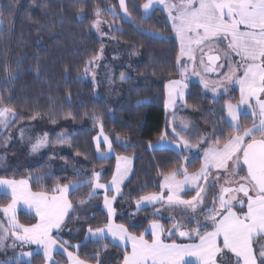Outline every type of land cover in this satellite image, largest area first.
Masks as SVG:
<instances>
[{
  "label": "trees",
  "instance_id": "1",
  "mask_svg": "<svg viewBox=\"0 0 264 264\" xmlns=\"http://www.w3.org/2000/svg\"><path fill=\"white\" fill-rule=\"evenodd\" d=\"M126 1L133 21L116 17L119 27L112 34L127 44L132 70L119 81L121 96L110 102L99 96L95 82L85 73L103 47L93 23L119 0H0V106L16 113L10 125L0 130V177L26 179L34 191L47 193H57V186L86 179L67 193L73 207L60 226L65 246L92 264H122L128 251L107 238H87L89 228L109 223L104 196L96 193L90 198L89 194L95 172L101 170L104 181L113 176L116 155L134 158L133 172L124 183L125 197L117 202L116 221L140 235L149 223L159 220L165 226V240L198 239L169 235L171 221L155 215L151 206L136 209L141 197L161 190L164 175L183 164L195 171L202 157L149 146L166 131L165 88L167 81L179 74V40L160 9L145 16V0ZM186 104L205 132L215 130L217 141L225 142L237 133L226 119L222 101H213L199 83L190 87ZM98 122L115 152L111 157L98 155ZM20 126L26 133H14L10 139L9 130ZM44 131L52 140L50 151L40 156L31 154V144ZM37 176L42 178L37 181ZM10 200L9 195H0V207ZM18 219L25 225L38 221L34 213L24 209ZM184 226L193 229L194 224ZM229 258L231 254L224 251L219 262L228 264ZM31 261L46 264L47 259L36 253ZM53 261L66 264L67 260L56 252Z\"/></svg>",
  "mask_w": 264,
  "mask_h": 264
},
{
  "label": "snow or ice",
  "instance_id": "2",
  "mask_svg": "<svg viewBox=\"0 0 264 264\" xmlns=\"http://www.w3.org/2000/svg\"><path fill=\"white\" fill-rule=\"evenodd\" d=\"M119 2L121 6H124L125 0H119ZM163 2L164 0H149V3L143 7L148 10L153 7L154 3L162 4ZM168 8L173 26L181 39L182 51L185 40L189 45H202L205 42L211 44L213 40L220 42L226 40L229 52L240 56L243 68V75L238 81L241 103L247 104L250 98H256L261 118L258 125L253 124L251 128L243 127L238 122L237 109L229 104V116L231 121H236L234 127L237 129V134L233 135L222 147L217 146L209 149L205 153L204 166L191 177L185 168L179 169L185 176L183 181L176 179V171L166 175L162 187L170 190L167 203L170 206L184 205L195 210L197 203H202L200 192H203L204 189L201 188L196 197L191 200L181 199L178 193L181 186L189 179L193 183L199 178L207 180L209 165L227 172L229 162H232L236 167L243 164L247 166V175L240 177L243 183H239L237 188L222 189L218 197L219 208L213 201L212 207L206 210L208 214L203 222L193 218L197 228L191 232H179L180 236L198 237L199 243L197 244L165 243L161 239L164 228L155 221L151 224L150 229L146 230L150 231L153 237L151 241L145 239L143 234L140 236L131 235L123 225H114L111 222L106 228H98L95 232L89 228V237L104 239L110 233L117 246L126 244L130 240L131 252H126L124 264H185V258L189 256L197 257L199 264H217V255L225 249L235 254L236 264H264V246L253 248V240L264 236V101L259 100V94L264 93V0H179V3L170 4ZM172 10L176 11V16H171ZM125 12H127L126 7ZM98 25L99 21L94 22V26L98 27ZM218 59L219 56H208V60L212 62ZM121 79H124L123 74H121ZM181 84V81L170 82L169 107H172L174 103L173 89L179 88ZM178 95H183L182 90L178 92ZM9 115H16L14 109L0 108V124H5L6 117ZM172 131L175 133V128ZM256 134H259L261 138L256 139ZM176 135L183 140L182 137H179V133ZM165 138V136L161 137L162 140ZM246 138L249 139L246 141ZM96 139L97 146H99L100 137ZM103 139L108 143L110 150L109 153L102 154L107 158L112 154L111 142L106 136ZM46 143L47 134L32 145V151H37ZM149 146L155 147L152 144ZM181 146L196 147V145L189 146L187 141H183ZM116 159L117 175L113 176L111 185L106 186L97 182L95 185L97 189L111 190L114 186L115 191L120 193L119 183L129 170L130 160L128 157L121 156H117ZM232 175L239 176V172L234 171ZM95 176L98 180L99 173H96ZM41 178L37 176L36 179L39 181ZM79 186L80 184H74L72 187ZM54 191L59 194L48 195L44 192H33L27 180L0 179V195H10L12 198L11 203L3 208L9 227L5 228L4 222L0 221V247L4 246L5 240L10 234L16 241L37 245V253L42 250L44 256L52 261V252L62 249V246L58 245L51 233L54 229L60 228L69 209L73 207L67 199L69 186H57ZM235 192H242L247 198V211L243 216L232 210V200H236V197L234 195L230 199L224 197V193ZM95 194V190H93L89 194L90 198ZM112 200H115V197H112ZM112 200L105 196L104 204L108 208L110 216L114 212L111 207ZM141 200L164 202L163 196L155 193L141 197ZM141 200L137 201V205ZM237 203L244 204L245 201L239 200ZM20 204L26 206L28 210H34L39 216V223L28 227L20 224L15 215ZM208 221L211 223L209 224ZM173 227L179 229L181 225L177 223ZM208 227H211L212 231H205L201 235L200 233ZM172 234L169 233V235ZM32 255L31 252H21L18 257H14L8 262H0V264H32V261L27 259ZM68 256L72 259L73 264H85V261L73 256L72 253H68ZM52 264H58V262L52 261ZM188 264H193V262L189 261Z\"/></svg>",
  "mask_w": 264,
  "mask_h": 264
},
{
  "label": "rangeland",
  "instance_id": "3",
  "mask_svg": "<svg viewBox=\"0 0 264 264\" xmlns=\"http://www.w3.org/2000/svg\"><path fill=\"white\" fill-rule=\"evenodd\" d=\"M149 3V0H145L143 6L145 4ZM173 3H179V0H164L162 4H155L152 8L145 10L143 7V14L145 16L151 14L154 10L160 9L164 14L166 19L173 24V20L170 18L169 8L168 5ZM125 7L127 8V1L125 0L124 6L119 4L116 5H110L106 9V13L103 15H98L94 22L99 21L98 27L94 26L93 28L96 31L97 35L100 37V39L103 42V47L99 55L91 62V66L88 68V71L85 73V76L87 78L92 79L96 84V90L99 96L111 101L117 100L122 93L120 80L121 74L124 75V78L129 76V73L132 70L131 65V53L129 52V49L127 47V44L123 45L118 41L115 36L112 34V30L115 28H118L119 26L116 24L118 22V19L116 17L121 16L125 20L133 21L132 15L128 12H125ZM130 14V15H129ZM177 13L175 10H172L171 16H176ZM176 35V34H175ZM178 38L180 39V36L178 35ZM193 39L195 37L193 36ZM218 40H213L211 45H216ZM220 42V41H219ZM222 45V53L223 58L222 60L216 64L212 65L208 62V60H204L201 56V49L208 45L207 42H205L202 45H196L191 44L189 45L187 40L183 43V51H182V43L181 39L179 41V54H178V68H179V74L177 76L171 77L167 83L165 88V106L167 111V123H166V131L162 136H165V139H158L156 141L151 142L150 144L155 145V147H150L151 149L154 148H171L174 149L177 152H180L181 154H184L186 157L190 156L191 158L193 156H201L202 157V164L201 166L195 170V171H189L186 168V165L183 164L180 167L176 169L177 175L176 179L183 181L185 180V176L182 172L179 171L181 168L187 169V173L189 177H191L193 174L200 171V169L204 166L205 162V153L209 151V149L213 147H222L225 142L217 141L214 137L215 133L211 130V132H205L197 123L196 116L194 114L193 109L186 104V97L189 93V89L193 84L199 83L202 87V90L206 93H208L213 101L219 102L222 101V106L226 110V119L230 125L234 127L236 121H231V118L229 116L228 112V105H233L238 113H239V124H241L243 127L251 128L253 124H259L260 122V110L259 105L256 102V98H250L247 104L241 103V92H240V86H239V79L243 75V68L241 66V58L238 55L232 54L229 52L227 48V41L220 42ZM128 49V50H127ZM191 49V51H189ZM204 54V52H203ZM207 57V56H204ZM230 57V59H229ZM125 68V69H121ZM231 77V79H229ZM171 81H181L182 84L179 88H174L172 95L174 97V103L172 107H169V85ZM186 85V87H185ZM207 85V86H205ZM215 89V91H213ZM183 92V95H178V92ZM226 90V91H225ZM259 100L264 101V93L259 94ZM0 108H6L4 106H0ZM14 116H7L5 124H0V130L6 129L10 123L13 121ZM101 119V118H100ZM252 119L251 122H248V120ZM245 123L248 124H244ZM101 123V121H99ZM99 124V131L97 133V137H100V142L98 147V155L100 157H104L102 154L109 153V147L108 143L104 141L103 137H107L108 141H110L109 136L104 132L102 125ZM97 124V125H98ZM175 128L176 132L174 133L172 129ZM236 129V127H234ZM13 129V128H12ZM12 129L9 130V137L15 134H25L26 129L22 126L18 127L14 131ZM12 130V131H11ZM237 130V129H236ZM176 133H179V137H182L183 140L179 139L176 135ZM47 134V143L40 147L37 151H32V145L37 142V140L44 137V135ZM235 133L234 135H236ZM242 134V133H241ZM161 136V137H162ZM257 138H261L259 134H256ZM249 138H246V141ZM183 141H187L188 145H196V147H182ZM52 140L50 139V136L46 131L41 133V135L31 144V154L40 156L43 151L46 150L50 151V144ZM149 144V145H150ZM96 145H97V139H96ZM102 147V148H101ZM111 152L112 154L108 157H111L112 155H115V152L111 145ZM121 157H128L130 160V163L128 165V172L124 176V178L119 183L120 193H117L115 191V187L113 186L111 190H108L106 188H100L97 189L95 187L96 183L103 185H111L113 176L117 175V159H116V166L114 170L113 176L109 180H102L100 178L102 171H97L96 173H99L98 180L96 176L94 175L93 179L91 180L93 182V187L91 192L95 190V193H100L104 196H107L109 200H112V197H115V200H112L111 207L114 209L113 214L110 216L108 212V208L104 207L109 215V223L111 222L114 225H122L121 223H118L116 221L117 217V202L121 197H125L124 193V183L125 181L130 177V175L133 172V161L134 158L132 155H116ZM234 171L239 172V176H233L232 173ZM247 175L245 167L243 164H241L239 167H236L232 164V162H229L228 171L225 172L223 169H217L213 165H209L207 169V180H204L203 178H199L196 180L195 183L191 181V179L188 180L187 183L183 184L181 186V190L179 191L178 195L183 200H191L193 197H196L197 192L200 191L201 188L204 189L203 192H200V196L202 197V203H197V207L195 210H192L191 208H188L184 205H168L167 203V197L170 194V190L168 188L162 187V185L165 183L164 175L160 179V189L159 191L155 192H149L145 196H148L150 194H160L164 198V202L160 201H152V202H146L142 201L139 205H136V209H139L143 206H151L153 208V213L155 215H159L165 218H168L171 221V232L173 234L179 235L180 231H186L187 227L184 225H190L194 224L193 229L197 228V224L193 222V218L195 220L204 221L207 213V209L211 208L213 205V201H215L216 207L219 208V195L221 194V191L223 188H237L239 186V183H243V181L240 180V177ZM86 182V179L84 180H76L72 183L66 184L69 186V191L74 189L72 186L74 184H83ZM65 186V185H64ZM63 187V186H61ZM68 191V192H69ZM252 193L250 192V195ZM236 197V200H232V207H238V208H244L247 205V198L244 197V194L242 192H235V193H224L225 199H230L232 196ZM199 199V198H198ZM244 200V204H239L237 201ZM19 209V205L16 210ZM0 221L4 222V227L8 228L9 225L7 223V215L3 212V208L0 209ZM108 223V224H109ZM179 223L181 227L179 229H175L173 226L175 224ZM210 224L211 222L208 221ZM107 224V225H108ZM192 229V230H193ZM96 230V229H95ZM93 230V232H95ZM172 234V235H173ZM52 237L57 238L58 245H65L67 242L64 240V231L60 228L54 229L51 233ZM180 236V235H179ZM9 238L14 239L10 234L8 238L5 240L4 246L0 247V256H6V254L14 248L19 249V253L24 252L28 253L31 252L34 254L37 253V245L35 244H28L23 243L20 241L9 240ZM87 238L89 237V232L87 233ZM59 239H61L63 242H61ZM13 244H15V247H13ZM59 250V249H58ZM57 251V250H54ZM52 252V255L54 253ZM40 254H43L42 250L39 252ZM19 256V255H18ZM17 256V257H18ZM45 257V256H44ZM32 256L27 258L31 260ZM46 258V257H45ZM47 259V258H46ZM52 261H49L47 259L46 264H51Z\"/></svg>",
  "mask_w": 264,
  "mask_h": 264
},
{
  "label": "crops",
  "instance_id": "4",
  "mask_svg": "<svg viewBox=\"0 0 264 264\" xmlns=\"http://www.w3.org/2000/svg\"><path fill=\"white\" fill-rule=\"evenodd\" d=\"M172 27H173V29H174V32H175L177 38H178V34H177V32H176V30H175L173 24H172ZM178 40L180 41L179 38H178ZM216 43H218V44H216V45L208 44V45H206L205 47H203V49H201V50H202V51H201V56L203 57V59H204L205 61L207 60V57H208L209 55H212V54H217V55L219 56V60H218L217 64L222 60V58H223V53H222V49H221V48H222V45H221V43L219 42V40L216 41ZM203 52H204V54H203ZM204 56H207V57H204ZM0 179H8V178L0 177ZM9 180L20 181V180H26V179H9ZM27 181H28V180H27ZM28 185H29V187L31 188L29 181H28ZM31 190H32L33 192H40V191H34L32 188H31ZM44 193H46V194H48V195H58V194H59V193H47V192H44ZM9 196H10V195H9ZM10 197H11V196H10ZM67 199L69 200L68 195H67ZM11 200H12V198H11ZM11 200H10L7 204H5L4 206H1V207H2V208L6 207L9 203H11ZM69 201H70V200H69ZM1 207H0V209H1ZM23 209L26 210V211H28V212H30V213H34V214L38 217V221H37L36 223H34V224L39 223V216L34 212V210H28L26 206H24L23 204H20V205H19V209L16 210V212H15L16 219L18 220V222H19L20 224H22V225H24V226H26V227L31 226V225H34V224H31V225H25V224H23V223H21V222L19 221V219H18V213H19L21 210H23ZM69 210H70V209H69ZM232 210H233L234 212H236L238 215L243 216V214L247 211V205H246L244 208L232 207ZM68 212H69V211H68ZM218 218H219V217H218ZM153 222H154V221H152L151 223H149V225H148V227H147V230L150 229V226H151V224H152ZM155 222H157V223H159L160 225H162L163 228H164V232H165V226L163 225V223H162L161 221H159V220H157V221H155ZM61 224H62V223H61ZM106 227H107V225L104 226V227H102V228H106ZM124 227H125V226H124ZM94 230H95V229H94ZM191 230H192V228H189V227H187V229H186V231H190V232H191ZM17 231H19V230H17ZM208 231H212V229H210V230H208ZM128 232H129V231H128ZM164 232H163V234H162V236H161V239H163L165 243H176V244H197V243H199V239L194 240V241L165 240V239H164ZM129 233H130L131 235H134V236H140V235H142V234H140V235H136V234H133V233H131V232H129ZM147 234H149L151 237L148 238V237H147ZM203 234H204V233H203ZM203 234H202V235H203ZM143 235L145 236V239H147V240H149V241H151V240L153 239L152 235L150 234V231H146ZM105 238H107V239H109V240H111V241L113 242V239H112L110 233L107 234V236H106ZM105 238H104V239H105ZM54 239L57 240V238L55 237V235H54ZM93 239H96V238H93ZM9 240L12 241V240H14V239L9 238ZM220 240L222 241V237L220 238ZM57 241H58V240H57ZM218 242H220V241H218ZM14 243H15V240H14ZM113 243H115V242H113ZM115 244H117V243H115ZM120 246L123 247V248H127V249H128L127 253H130V252H131V241H130V240H128V241L126 242V244H121ZM220 246H221V248H223L222 243H220ZM258 246H264V236L257 237L256 239L253 240V248L256 249ZM224 251L229 252V251L226 250V249H225ZM224 251H223V252H224ZM56 252H60V253L64 254V256L66 257V260H67V261H66V264H73L72 259L68 256V253H72L73 256L78 257L80 260H82V259H81V258L75 253V252L69 250L65 245H63L62 249H59V250L57 249V251H54V253H53V255H52V261H53V259H54V254H55ZM223 252H222V253H223ZM222 253H221V254H222ZM229 253H230V252H229ZM19 254H20V253H19V249H18V248H17V249L14 248V249H11V250L6 254V256H0V259H1L3 262H8V261H11L14 257H17ZM221 254H218L217 257H216L217 264H224V263L219 262V257H220ZM230 254H231V258H229L230 261H229L228 264H236V259H237V258L235 257V254H234V253H230ZM83 261H84V260H83ZM189 261H192L193 264H199V260H198V258L195 257V256H189V257H186V258H185V264H188ZM85 264H92V263L85 261ZM122 264H124V261L122 262Z\"/></svg>",
  "mask_w": 264,
  "mask_h": 264
},
{
  "label": "water",
  "instance_id": "5",
  "mask_svg": "<svg viewBox=\"0 0 264 264\" xmlns=\"http://www.w3.org/2000/svg\"><path fill=\"white\" fill-rule=\"evenodd\" d=\"M211 56H218V55H217V54H212ZM207 60H208V57H207ZM218 60H219V59H218ZM218 60H216V61H214V62L208 60V62H209L210 64H212V65H216L217 62H218ZM256 139H260V138H256ZM243 166L245 167V170H246V173H247V166H246V165H243Z\"/></svg>",
  "mask_w": 264,
  "mask_h": 264
}]
</instances>
